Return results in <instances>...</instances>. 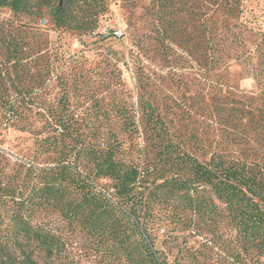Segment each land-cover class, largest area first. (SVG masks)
<instances>
[{
	"label": "rangeland",
	"instance_id": "rangeland-1",
	"mask_svg": "<svg viewBox=\"0 0 264 264\" xmlns=\"http://www.w3.org/2000/svg\"><path fill=\"white\" fill-rule=\"evenodd\" d=\"M239 7L86 1L61 27L46 7L25 14L0 7V180L13 177L22 160L52 163L41 141L58 136L59 120L68 119L87 141L150 167V180L173 176V151H185L198 161L223 155L264 183V0ZM151 110L160 117L156 127L143 117ZM154 214L151 240L161 261L215 264L205 230L180 232L175 197L155 203ZM44 219L57 226L52 214ZM219 224L230 240L231 226ZM86 235L68 230L62 258L34 250L31 259L120 264ZM20 244L0 233V264H23Z\"/></svg>",
	"mask_w": 264,
	"mask_h": 264
},
{
	"label": "trees",
	"instance_id": "trees-1",
	"mask_svg": "<svg viewBox=\"0 0 264 264\" xmlns=\"http://www.w3.org/2000/svg\"><path fill=\"white\" fill-rule=\"evenodd\" d=\"M86 1L95 0H0V7L23 14L46 7L61 27L74 7ZM213 3L235 12L241 0ZM143 114L152 127L159 125L152 110ZM58 129V136L40 144L41 151L51 153L52 163L22 160L13 177L0 180V233L7 242H21L23 264H35L34 250L45 259L62 258L71 229L85 232L100 244L96 250L120 264H166L151 233L155 203L173 197L180 232L196 236L205 230L203 239L215 264H264V183L247 165L223 155L198 161L185 151H173L175 172L158 182L148 179L150 167L126 161L114 146L87 141L75 122L59 120ZM48 213L57 226L45 221ZM224 220L233 232L230 240L221 238Z\"/></svg>",
	"mask_w": 264,
	"mask_h": 264
}]
</instances>
